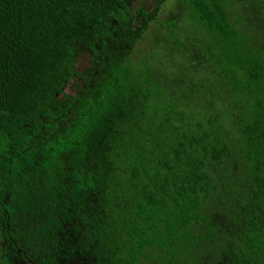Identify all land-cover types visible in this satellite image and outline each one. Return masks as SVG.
I'll use <instances>...</instances> for the list:
<instances>
[{
	"label": "trees",
	"instance_id": "obj_1",
	"mask_svg": "<svg viewBox=\"0 0 264 264\" xmlns=\"http://www.w3.org/2000/svg\"><path fill=\"white\" fill-rule=\"evenodd\" d=\"M168 1L0 0V264H264V0Z\"/></svg>",
	"mask_w": 264,
	"mask_h": 264
},
{
	"label": "rangeland",
	"instance_id": "obj_2",
	"mask_svg": "<svg viewBox=\"0 0 264 264\" xmlns=\"http://www.w3.org/2000/svg\"><path fill=\"white\" fill-rule=\"evenodd\" d=\"M139 1H144V0H139ZM146 1H147V5H148V6H151V2H152V1H155V0H146ZM168 3H169V5H168L167 7H172V6L175 5V0H169ZM152 41L155 42L154 39H152ZM160 49H161V48H160ZM78 65H79V66H84V65H85V57H84V56L80 58V60H79V62H78ZM70 89H71V88H67L68 91H70Z\"/></svg>",
	"mask_w": 264,
	"mask_h": 264
}]
</instances>
